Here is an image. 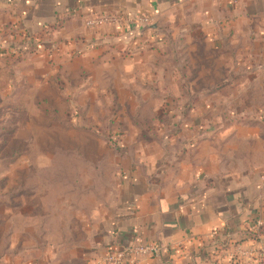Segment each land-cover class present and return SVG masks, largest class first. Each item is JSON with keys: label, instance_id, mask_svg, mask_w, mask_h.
<instances>
[{"label": "crops", "instance_id": "obj_1", "mask_svg": "<svg viewBox=\"0 0 264 264\" xmlns=\"http://www.w3.org/2000/svg\"><path fill=\"white\" fill-rule=\"evenodd\" d=\"M105 13L124 22L85 26L91 15ZM138 15L150 17L152 25L135 27ZM201 48L218 57L206 70L226 73L225 95L162 97L165 103L188 104L183 117L189 121L162 129L156 144L130 152L125 144L117 145L128 157L121 162L113 208L87 225L73 247L52 248L45 256L3 255L0 264H100L108 249L134 244L163 250L139 264H259L264 246V233L257 234L264 223V107H258L264 104V0H0V60L26 57L24 66L44 78L56 69L65 76L107 71L100 58L106 49L109 55L132 57L136 68L145 66L151 73L161 53L197 56ZM178 65L180 72L204 70L194 62ZM235 72L237 80L231 77ZM191 81L189 86L218 85ZM99 84L84 86L98 93ZM235 86L237 95L230 93ZM251 89H260L259 95L248 94ZM218 105H233L239 112L220 114ZM180 115L162 112V120L176 122ZM199 120H209L207 127Z\"/></svg>", "mask_w": 264, "mask_h": 264}, {"label": "rangeland", "instance_id": "obj_2", "mask_svg": "<svg viewBox=\"0 0 264 264\" xmlns=\"http://www.w3.org/2000/svg\"><path fill=\"white\" fill-rule=\"evenodd\" d=\"M25 58L0 60V257L45 256L52 248L79 243L84 228L116 204L121 162L128 157L119 147L125 144L130 152L141 144H156L162 129L189 121L183 117L188 104L165 103L162 97L225 95L221 82L226 73L208 70L207 64L218 57L208 56L204 48L197 56L161 53L151 73L145 66L136 68L133 58L121 52L109 55V49L100 57L107 71L97 74L65 76L56 69L44 78L24 66ZM178 61L204 70L180 72ZM152 74L158 80L148 81ZM238 74L231 77L237 80ZM196 78L215 81L218 88L196 81L197 86H189ZM87 81L100 83L97 94L84 86ZM259 90L248 94L258 96ZM230 93L237 95L238 87ZM232 107L218 105L216 111L239 112ZM166 111L179 112L180 118L162 120ZM198 122L207 127L209 120ZM259 252V264H264V246Z\"/></svg>", "mask_w": 264, "mask_h": 264}, {"label": "built area", "instance_id": "obj_3", "mask_svg": "<svg viewBox=\"0 0 264 264\" xmlns=\"http://www.w3.org/2000/svg\"><path fill=\"white\" fill-rule=\"evenodd\" d=\"M123 22L124 19L116 14H94L86 19L85 26L94 29ZM132 23L138 29L152 25L150 17L145 15L135 16ZM162 251V247L149 244H134L119 250L108 249L101 258L100 264H139L140 261L158 257Z\"/></svg>", "mask_w": 264, "mask_h": 264}, {"label": "trees", "instance_id": "obj_4", "mask_svg": "<svg viewBox=\"0 0 264 264\" xmlns=\"http://www.w3.org/2000/svg\"><path fill=\"white\" fill-rule=\"evenodd\" d=\"M95 132H96V134H97V133H98V130H97V131L95 130ZM112 143H113L114 145H116V146L118 145L117 141H115V140L112 141ZM257 232H258L257 234H261V232L263 233V232H264V227H263V226H260ZM252 237H253V236H252ZM253 238H255V237H253ZM255 239H256V238H255ZM255 239H254V240H255Z\"/></svg>", "mask_w": 264, "mask_h": 264}]
</instances>
